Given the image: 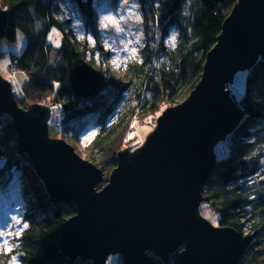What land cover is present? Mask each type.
Listing matches in <instances>:
<instances>
[{
  "label": "water",
  "instance_id": "1",
  "mask_svg": "<svg viewBox=\"0 0 264 264\" xmlns=\"http://www.w3.org/2000/svg\"><path fill=\"white\" fill-rule=\"evenodd\" d=\"M7 19L0 6V42ZM260 60L264 0H237L200 82L185 101L163 112L142 147L118 153L101 190L103 171L65 140L50 138L52 108L23 109L11 83L0 76V112L13 121L18 153L29 157L52 203L76 206L60 232L61 252L94 264H107L111 256L123 264H155L153 257L170 264L175 254L174 264H240L241 234L215 227L200 209L216 168V147L244 118L228 88ZM102 88V78L87 65L73 69L71 89L79 100L93 99Z\"/></svg>",
  "mask_w": 264,
  "mask_h": 264
},
{
  "label": "trees",
  "instance_id": "2",
  "mask_svg": "<svg viewBox=\"0 0 264 264\" xmlns=\"http://www.w3.org/2000/svg\"><path fill=\"white\" fill-rule=\"evenodd\" d=\"M53 1L0 0V6L8 16L4 40L16 43L19 32L26 37L22 54L11 59L12 70L24 72L28 77L22 89L24 100L48 105L54 114H59L60 124L65 127L89 121L103 126L123 102V95L132 89L145 113L139 121L146 124L145 118L151 117L158 122L164 107L185 101L202 79L206 57L217 44L223 25L237 3V0H138L144 16L145 59L121 79L87 62L88 43L77 38L70 22L62 24L56 19L51 9ZM72 1L89 25H93V8L101 9L111 3L116 6L120 0ZM36 19L41 21L42 28L37 27ZM53 28L62 35L60 48L49 41ZM173 30L174 47L167 44ZM3 55L0 52V57ZM158 56L163 61L154 67ZM82 64L100 75L101 92L110 89L112 102L104 99L101 92L87 101L76 97L71 89L72 71ZM243 75L245 86L241 98L230 92L244 118L216 147V168L202 191V206L218 217L219 227H230L241 234L245 251L240 264H264V61L260 60ZM17 101L26 109L21 104L23 98ZM109 131L102 129L93 145V149L98 148L102 153L108 170L117 167V155L129 143L122 136L117 144L118 139H111L112 131ZM104 133L109 135L105 141ZM17 145L12 119L0 112V193L19 177L26 205L24 222L28 225L21 235L12 238L10 252L0 251V264H12L13 257L15 264H94L71 260L61 252L60 232L76 215V206L49 200L44 182L29 157L18 153ZM104 162L96 166L103 169ZM104 186L101 183L98 190ZM153 258L155 264H164ZM177 258L178 254L173 255L170 264ZM116 264H123L119 256Z\"/></svg>",
  "mask_w": 264,
  "mask_h": 264
},
{
  "label": "rangeland",
  "instance_id": "3",
  "mask_svg": "<svg viewBox=\"0 0 264 264\" xmlns=\"http://www.w3.org/2000/svg\"><path fill=\"white\" fill-rule=\"evenodd\" d=\"M133 3H136L138 7L132 8L131 5ZM52 5L51 9L56 19L62 24L70 22L71 28L74 30L77 38L82 42L88 43L90 51L87 56V62H91L93 67L107 71L116 78L122 79L133 70L135 64H142L144 62L145 58L142 51L146 47V34L144 32V16L140 1L128 0V2L125 3L124 0H120L117 2L116 6L111 3L101 9L95 10L96 8H93V14L95 15V22L93 25H89V22L80 12L78 5L72 0H55ZM107 16H115L117 18L124 17L126 22L121 21V27L125 29V32L117 33L111 23L104 19ZM130 16L131 18H129ZM137 17L139 18L137 19ZM36 23L39 29L42 28L43 24L40 20L36 19ZM106 23L109 25L107 28L104 27ZM173 35H175L176 44V32L173 30L167 39L168 45ZM49 36H52V40L49 41L56 48H60L62 44V35L57 28H53ZM137 37H139L140 40L138 45L135 43ZM128 41H132L133 43L128 45L129 51L125 52L123 49ZM26 43V37L22 32H19L16 43H10L6 40L0 42V52L4 53L3 57H0V76L11 83L17 100L23 98V103L21 102V104L25 105L26 109H28L32 104L24 100L25 96L22 92L28 77L24 72L14 71L11 68L12 57L14 55L20 56ZM131 48H136L137 51L134 57L129 58ZM117 58H119L118 61ZM162 61V57L158 56L154 62V67H159ZM244 86L245 77L243 73H238L235 76L233 84L229 86V90L232 91L237 98H241ZM101 95L108 102L113 101L110 89L101 92ZM122 100L123 102L118 105L103 126L97 125L95 121L73 123L69 127L61 126V117L59 114H54L53 112L49 119L50 138L65 140L75 149V152L79 156L95 165L104 162L100 150L98 148L93 149L95 139L99 136L102 129H105V131H112H109L112 135L111 139L114 141L118 139L116 141L117 144L122 140V136H125L123 140L129 143L124 144L123 150L129 147V151L131 152L139 149L145 144L148 136L156 130L157 122L151 117L145 118L148 122L146 124L139 121L145 113L141 109V105L139 104L140 100L134 94L133 89L124 94ZM173 106L174 105L164 107V111ZM21 107L25 109L23 106ZM106 134L107 133L103 134V141L109 139V135L106 136ZM218 152L220 153L222 150H218ZM115 168L116 167H111V169L108 170L107 163L104 162L103 169H101L104 173V179L101 182L103 185L106 186L109 182L110 176ZM22 189L21 181L19 177L16 176L13 179L11 187L0 193V231L15 232L17 228H22V225H16L12 219L15 216L24 222L26 205L23 202ZM200 213L215 227H219L218 217L206 206H201ZM13 237L17 236L7 237L9 244H11ZM3 239L4 238L0 237V251L4 249ZM116 261L117 256H111L107 264H116Z\"/></svg>",
  "mask_w": 264,
  "mask_h": 264
},
{
  "label": "snow or ice",
  "instance_id": "4",
  "mask_svg": "<svg viewBox=\"0 0 264 264\" xmlns=\"http://www.w3.org/2000/svg\"><path fill=\"white\" fill-rule=\"evenodd\" d=\"M125 3L128 2V0H124ZM132 8H136L138 7V5L136 3H133L131 5ZM131 18V16L129 17ZM139 17H137L138 19ZM105 20L109 21L112 25V27L115 29V31L117 33H123L125 32V29L123 27H121V21H125V18L124 17H115V16H107L104 18ZM126 22V21H125ZM109 25L106 23L104 25L105 28H107ZM55 31V30H53ZM49 40H52V36H49ZM93 43H95L94 41H92ZM133 42L132 41H128L127 42V45L125 46V48L123 49L125 52H128L129 51V47L128 45H131ZM135 43L138 45L140 43V40H139V37L136 38L135 40ZM169 45L174 47L175 46V35L172 36L171 40H169ZM58 46V44H57ZM136 48H131V51L129 53V58L131 57H134L136 55ZM119 60V58H117V61ZM5 68H6V63H5ZM13 221L15 222L16 225H22V228H17L15 230V232H12V231H0V237L4 238L3 239V247H4V250L6 252H10L12 250V245L9 244V240L7 239V237H12V236H19L22 234V231H23V228H27L28 225L26 223H24L21 219H18L17 217H13L12 218ZM15 261H16V258L13 257L12 258V264H15Z\"/></svg>",
  "mask_w": 264,
  "mask_h": 264
},
{
  "label": "bare ground",
  "instance_id": "5",
  "mask_svg": "<svg viewBox=\"0 0 264 264\" xmlns=\"http://www.w3.org/2000/svg\"><path fill=\"white\" fill-rule=\"evenodd\" d=\"M97 10V9H96Z\"/></svg>",
  "mask_w": 264,
  "mask_h": 264
},
{
  "label": "built area",
  "instance_id": "6",
  "mask_svg": "<svg viewBox=\"0 0 264 264\" xmlns=\"http://www.w3.org/2000/svg\"><path fill=\"white\" fill-rule=\"evenodd\" d=\"M96 10V9H95Z\"/></svg>",
  "mask_w": 264,
  "mask_h": 264
}]
</instances>
